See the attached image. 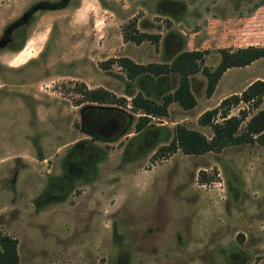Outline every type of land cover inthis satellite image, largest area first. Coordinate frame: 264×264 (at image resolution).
I'll list each match as a JSON object with an SVG mask.
<instances>
[{"label":"rangeland","instance_id":"rangeland-1","mask_svg":"<svg viewBox=\"0 0 264 264\" xmlns=\"http://www.w3.org/2000/svg\"><path fill=\"white\" fill-rule=\"evenodd\" d=\"M59 1L0 0V233L16 240L18 264H264V145L157 152L176 124L209 138L199 114L264 80V56L225 70L210 96L202 73L189 75L195 105L171 102L166 116L150 117L160 130L142 151L134 129L140 111H131L130 97L159 101L177 76L159 85L147 75L128 80L110 61L161 63L176 50H200L199 67L213 70L219 49L264 46V0H66L57 9L35 8ZM131 20L139 32L158 34L157 43L123 41L121 28ZM164 40L171 43L165 50ZM81 88L125 97L126 129L112 137L109 128L103 138L82 131L86 106H118L91 103ZM23 94L34 98L24 108L14 98ZM263 104L264 92L256 108L240 102L228 115L243 108V126ZM79 141L101 154L92 178L77 182L67 201L37 208L44 165ZM78 160L74 171L84 168ZM86 198L92 209L80 204Z\"/></svg>","mask_w":264,"mask_h":264},{"label":"trees","instance_id":"trees-1","mask_svg":"<svg viewBox=\"0 0 264 264\" xmlns=\"http://www.w3.org/2000/svg\"><path fill=\"white\" fill-rule=\"evenodd\" d=\"M158 34L139 32L135 28L134 20L129 21L121 28V38L134 44L146 40L152 44L158 41ZM171 46L167 40L163 42V49ZM200 50H176L169 62H149L137 64L127 57H117L110 61L116 63L128 80H138L144 75L155 77L156 84L162 83L169 74L177 76L176 86L169 92H164L160 100L156 101L137 92L131 95L129 103L132 112L140 111L134 123L138 138H143L151 147L155 142L160 128H153L149 124L150 117H164L167 115V106L175 102L182 109H191L195 105V99L189 89V75L200 71L205 77L204 93L210 96L222 73L231 67H242L264 56V46L248 45L237 47L234 50L219 49V61L213 70L199 64L205 54ZM108 63V62H107ZM104 62L102 66L107 67ZM150 79V78H149ZM85 99L91 103L114 104L118 107H103L90 105L81 112V129L94 137H105V131L113 128L112 137L126 129L129 115L121 109L126 105L123 96H115L112 92L103 88H81ZM264 92V80L251 81L239 93H234L221 98L216 106L204 110L199 114L197 123L208 126L211 135L206 138L202 133L176 124L172 129V136L165 144L157 148L159 155L173 153L179 149L183 154L199 155L205 152H219L228 145L256 142L264 145V104L248 117L245 124L241 122L247 116L242 108L237 115H228L231 107L242 102L256 108L260 104ZM216 117L220 121H216ZM154 137L155 139H153ZM153 139V140H152ZM0 264H18L16 254V240L8 235L0 233Z\"/></svg>","mask_w":264,"mask_h":264},{"label":"flooded vegetation","instance_id":"flooded-vegetation-1","mask_svg":"<svg viewBox=\"0 0 264 264\" xmlns=\"http://www.w3.org/2000/svg\"><path fill=\"white\" fill-rule=\"evenodd\" d=\"M66 0H60L58 4L51 3L49 5L44 3H37L35 6L38 8L44 7L46 9H57L62 7L65 4ZM19 22V21H18ZM1 97V96H0ZM15 99H18L17 102L21 104V107L28 106L29 103H32L34 100L33 96L18 95L14 96ZM0 98V103H2ZM27 99V102L26 100ZM32 107V105L30 106ZM32 113L34 114V109L32 107ZM136 148L139 150H145L148 147L147 141L145 142L143 138H140V143L136 144ZM101 154L98 150L91 144L86 141H79L74 143L72 146L67 148L63 155L53 164H45L46 168L45 173L41 174L43 177L42 184L37 186L36 194V206L37 208H43L50 205H56L57 203H63L67 201L71 196V193H74V189L78 188L76 185L77 182L88 183L92 178L89 174L94 173V167L97 161L100 159ZM78 158L84 159L85 165L84 168H78L74 171L72 165H75ZM46 161L45 159H40L39 162ZM38 178V182H39ZM86 202H80L81 205L92 209L88 205V200Z\"/></svg>","mask_w":264,"mask_h":264},{"label":"crops","instance_id":"crops-1","mask_svg":"<svg viewBox=\"0 0 264 264\" xmlns=\"http://www.w3.org/2000/svg\"><path fill=\"white\" fill-rule=\"evenodd\" d=\"M228 69H229V68H228ZM226 70H227V69H226ZM224 72H225V71H224ZM222 74H223V73H222ZM221 76H222V75H221ZM221 76H220V77H221ZM216 84H217V83H216ZM214 89H215V88H214ZM241 90H242V89H241ZM241 90H240V91H241ZM213 91H214V90H213ZM240 91H238L237 93H239ZM212 93H213V92H212ZM212 93H211V94H212ZM223 97H224V96H221L220 98H218V99L216 100L215 104H217L218 101H219L221 98H223ZM168 105H169V104H168ZM167 108H168V106H167ZM167 111H168V110H167Z\"/></svg>","mask_w":264,"mask_h":264},{"label":"water","instance_id":"water-1","mask_svg":"<svg viewBox=\"0 0 264 264\" xmlns=\"http://www.w3.org/2000/svg\"><path fill=\"white\" fill-rule=\"evenodd\" d=\"M63 1H65V0H63ZM39 6H35V8H38Z\"/></svg>","mask_w":264,"mask_h":264}]
</instances>
